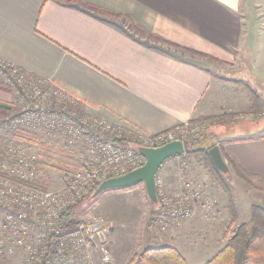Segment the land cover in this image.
<instances>
[{"label":"crops","instance_id":"0c3cea01","mask_svg":"<svg viewBox=\"0 0 264 264\" xmlns=\"http://www.w3.org/2000/svg\"><path fill=\"white\" fill-rule=\"evenodd\" d=\"M83 1L0 0V59L54 80L89 112L147 134L249 105L234 80L264 99L257 57L264 45L257 48L244 24L250 0ZM222 136L216 143L264 180V131ZM191 219L183 230L203 226ZM177 236L171 245L188 249Z\"/></svg>","mask_w":264,"mask_h":264},{"label":"built area","instance_id":"2783aa9c","mask_svg":"<svg viewBox=\"0 0 264 264\" xmlns=\"http://www.w3.org/2000/svg\"><path fill=\"white\" fill-rule=\"evenodd\" d=\"M0 81L13 91L11 99L3 100L10 108L0 115V259L12 264H98L102 256L98 260L97 242L109 234L110 223L96 217L77 220L67 228L64 213L84 204L102 181L143 165L138 147L156 148L175 140L185 144L204 131L200 123L188 119L154 134L127 138L108 120L78 112L75 107L82 100L50 78L0 59ZM23 135L71 148L57 183L36 182L44 156L32 151ZM165 167L178 170L180 185L175 193L170 191ZM155 186L157 202L148 220L151 231H168L198 211L207 221L218 220L224 230L230 221L210 184L192 173L189 159L182 154L162 163ZM17 255L24 257L19 260Z\"/></svg>","mask_w":264,"mask_h":264},{"label":"rangeland","instance_id":"374dc122","mask_svg":"<svg viewBox=\"0 0 264 264\" xmlns=\"http://www.w3.org/2000/svg\"><path fill=\"white\" fill-rule=\"evenodd\" d=\"M248 7L251 13L250 15H246L247 17L245 19L247 20L246 23L244 21V24H248L250 29L253 30L251 32L253 34L252 38L254 44L257 42L258 48L260 47V42L264 45V0H250ZM256 56L257 55L255 54V57ZM257 57H259L260 61L264 64V56L261 55ZM222 73L218 72L217 75L224 76ZM231 84L233 86H238V88H240V90H242L247 96L249 95L247 90L242 88L237 82H233ZM263 93L261 96L264 98ZM12 95V90H0V96H2L0 100H4L2 99L3 97L6 98L5 100H9L12 98ZM51 99L52 98L47 99V101H50ZM260 102L262 103L261 108L257 109L258 113L255 114L244 111L246 108L250 107V102H248L249 105L242 106L238 110L234 108L235 110H233V112L223 114L222 116L224 117L221 118H216V116H203L205 117L203 119H193L194 122L200 123L204 127V131L200 137L195 140L188 141L187 139L186 146L188 149L208 147L216 142L217 137L222 138V135H225L226 133H250L254 129L264 131V99H261ZM75 108L78 112L82 110L81 113L84 115H94L98 118L107 120L104 117L89 112L86 109V106L83 105L82 101H79ZM249 115H251L250 119H248L249 117H246ZM182 121L186 122L188 119L181 120L178 123L176 122L174 125L177 126L178 124L182 123ZM218 122L226 123L224 126L219 127L217 126L219 125ZM174 125L169 128L174 127ZM115 126L119 127V131L127 138H132L138 133L150 135L142 131L126 129L117 124H115ZM23 139V141L32 151L38 153L40 156H48L51 159L50 167L48 168V173L50 176L49 182L57 183L59 177V168L66 158L67 150L71 148L64 149L57 143L44 140V138L36 135H23ZM68 152L71 153L70 150H68ZM183 158L188 160V158ZM189 161L192 173L201 181H207L210 184L211 193L213 196L218 198L220 210L222 211L223 215L226 216V218H230L228 217L229 213L227 210V206L230 203V198H232L233 203L238 209L237 223H241L249 219L250 206L252 204H258L264 207V192H259L253 189L237 178L231 170L223 173L226 177L225 179L228 188L230 189L229 198L220 188V186L210 178L207 171L195 159L191 157L189 158ZM175 172L178 173L176 167L171 169L165 167L164 169V174H167V180L172 186V190H170L172 193L177 192L180 185L178 176H173V174L175 175ZM153 205L147 196L144 184H140L124 189L105 190L91 202L86 201L84 204L74 208L75 217L77 220L85 221L98 217L103 218L105 222H108L111 225V228L108 232L109 234L107 236L105 235L104 238H100L97 242L98 250L96 253L98 260L101 256L102 259L105 256L107 257V259H101L98 264H125L126 260L132 255L133 252L141 250L146 246L158 247L164 244L175 245V243L171 242L169 239V236L173 233L176 234V236L179 234L180 237L177 236L178 239L188 246V249L180 248V251L186 258L188 264L205 263L226 242V240H224L222 237L225 230L220 224L217 225L219 221H207L205 218H202L200 211H198V213H196L192 218H197L199 221H202L203 226L194 227L190 229V232L183 230L181 227L187 221L192 220L191 218L184 221L183 224L171 228L165 232L151 231L148 227V220L153 213ZM213 228L218 229L213 231ZM213 234H219V236L213 237ZM229 236H231V234H229ZM17 256L19 260L24 257L23 255ZM0 264L12 263L8 259H0Z\"/></svg>","mask_w":264,"mask_h":264},{"label":"trees","instance_id":"16d2710c","mask_svg":"<svg viewBox=\"0 0 264 264\" xmlns=\"http://www.w3.org/2000/svg\"><path fill=\"white\" fill-rule=\"evenodd\" d=\"M76 1L81 4H86L84 1L82 2V0ZM234 82H237L242 88L247 90L249 94L250 107L246 108L244 111L254 114L258 113L257 109H260L262 105L258 93L242 81L234 80ZM0 90L10 91L9 87L2 81H0ZM9 108L10 106L6 101L0 100V115H4ZM203 118L205 117L194 119ZM2 129H5V127H2ZM218 139L220 138L217 137L216 142ZM216 142L211 146L196 149H188L186 146L187 142H185V151L182 156L188 159L191 157L195 159L207 171L210 178L215 181L230 198V189L228 188L226 177L215 168L208 154V150L212 146L218 145L228 169L231 170L237 178L253 189L264 192V180L260 176L244 170L238 162L225 151L224 146ZM50 161L51 159L46 156L39 162L37 166L36 182L39 180L48 182L50 176L47 170L50 167ZM140 184L143 183L137 185ZM95 188L96 187L93 188L88 196L87 201L91 202L96 198H91ZM151 203L152 205L154 204L152 201ZM227 210L230 221L226 225L222 236L226 242L203 264H264V207L258 204H252L250 206L249 219L241 223L236 222L237 214L232 198H230ZM63 222L67 228L73 227L77 223L74 208H70L64 213ZM229 234H231V236H229ZM125 264H188V262L176 246L164 244L158 247L146 246L141 250L133 252L132 255L128 257Z\"/></svg>","mask_w":264,"mask_h":264},{"label":"water","instance_id":"95a60500","mask_svg":"<svg viewBox=\"0 0 264 264\" xmlns=\"http://www.w3.org/2000/svg\"><path fill=\"white\" fill-rule=\"evenodd\" d=\"M137 151L145 159L143 165L121 176L108 178L97 185L91 198L97 197L108 189H124L143 183L150 201L157 202L155 175L164 161L185 151L182 141L175 140L156 148L138 147ZM210 159L217 170L226 173L229 169L222 157L219 146L214 145L208 150Z\"/></svg>","mask_w":264,"mask_h":264}]
</instances>
